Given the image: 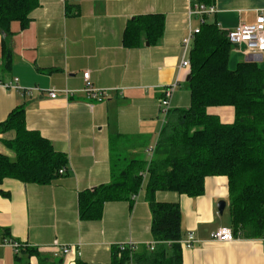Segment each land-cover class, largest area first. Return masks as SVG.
I'll return each instance as SVG.
<instances>
[{
	"label": "crops",
	"instance_id": "crops-1",
	"mask_svg": "<svg viewBox=\"0 0 264 264\" xmlns=\"http://www.w3.org/2000/svg\"><path fill=\"white\" fill-rule=\"evenodd\" d=\"M201 3L215 8L204 15V22L226 32L241 23H255L264 14V0ZM155 13L165 16L160 42L151 44L144 35L139 47H126L128 21ZM31 18L25 30L12 23L15 35L8 42L14 62L8 70L3 68L0 31V81L14 84L17 78L21 87L41 91L0 85V123L23 106L27 127L65 153L68 163L49 184L14 178L1 184L6 194L0 193V240L12 238L38 253L24 249L16 253L0 245V264H77L78 259L112 264L117 243L136 241L140 251L154 241L145 190L148 176L134 201L107 202L100 219L81 217L80 193L112 181V137H118L121 154L150 160L148 150L155 148L167 120L160 106L166 87L177 84L171 110L190 106L191 67H184L182 60L187 54L190 58L195 39L186 53L183 38L190 25H200V16L189 14V0H41ZM245 48L232 44L230 68L246 60L264 68V52L256 57L246 54ZM86 71L95 87L109 90L103 101L84 91ZM52 89L56 97H51ZM208 111L223 122L235 119L233 106H211ZM15 138L14 129L1 132L0 153L14 158ZM205 186L197 197L172 191L156 194L160 201L180 203L183 235L193 231L197 236L193 248L183 249L184 264H264V238L236 236L226 242L211 238L219 227H231L222 221L229 212L228 177L210 176ZM221 200L226 201L223 214L218 209ZM56 240L72 249L64 253L54 247Z\"/></svg>",
	"mask_w": 264,
	"mask_h": 264
},
{
	"label": "trees",
	"instance_id": "trees-1",
	"mask_svg": "<svg viewBox=\"0 0 264 264\" xmlns=\"http://www.w3.org/2000/svg\"><path fill=\"white\" fill-rule=\"evenodd\" d=\"M211 4L213 0H200ZM41 0H0V31L4 34L3 68L14 62L8 42L15 33L12 23L25 30L31 13ZM165 16L141 14L129 20L124 44L136 48L145 35L151 44L160 42ZM232 43L217 24L204 22L190 52L191 71L187 80L191 92L188 108L170 109L150 160L121 154L118 137L111 138L112 181L80 193V214L100 219L107 202L134 201L148 172L146 198L152 213L151 232L155 249L144 247L135 253L136 264H184L182 209L179 202L160 201L158 191H172L197 197L205 192L206 179L224 175L229 184L230 226L235 236L264 238V68L258 62H239L230 68ZM211 106H233L235 119L223 122L211 114ZM14 129L11 143L14 158L0 153V193L6 178L49 184L68 163L65 153L55 150L49 139L26 124V109L14 108L0 123V133ZM24 251L38 253L24 244ZM21 249V250H22ZM127 253L112 264H126ZM77 264L90 263L82 259Z\"/></svg>",
	"mask_w": 264,
	"mask_h": 264
},
{
	"label": "built area",
	"instance_id": "built-area-1",
	"mask_svg": "<svg viewBox=\"0 0 264 264\" xmlns=\"http://www.w3.org/2000/svg\"><path fill=\"white\" fill-rule=\"evenodd\" d=\"M215 11V8L213 6H207L203 3H201L199 0H189V14L199 15L200 16V25L204 23V15L211 14ZM199 26H189V29L183 38V48L186 51V53H189V50L191 49V45L193 40L195 39L196 35L200 32L201 27ZM227 37L230 40L232 44L235 45H245V53L246 54H252L256 57H259L264 52V14L260 13L257 21L255 23H241L238 25L237 28L233 30L227 31ZM182 65L184 67L190 68L191 67V61L189 58V55L187 54L186 57L182 60ZM84 79H85V87L84 91L89 94L90 96L103 101L106 99L109 95L108 89L103 88H97L94 86L93 82L90 78V72L86 71L84 72ZM15 83H4L0 81V85H3L4 87H11L16 88L20 90H25L27 92H36L41 91L39 87H28L23 88L20 85H18L17 81L18 79H15ZM177 84L174 83L168 87H166L164 91V95L161 99L160 106L162 113L167 116L170 109H171V99L174 95L175 89ZM68 92V90H67ZM51 97H56L57 93L55 89L50 90ZM155 148H150L148 152L150 153V159L153 156ZM60 174L65 172V168L60 169ZM144 181L146 180V177L148 176V172L145 171L143 174ZM140 193V192H139ZM138 194H135L133 196L134 199L138 197ZM211 238L217 241H233L236 236L234 235L233 229L228 226H221L215 231L211 233ZM181 244L185 249L193 248L196 243L198 242L197 236L193 231L188 232V234L183 237L180 240ZM157 242L153 241L150 243H147V247L150 250L155 249ZM0 245L10 246L13 248V250L16 253H19L21 249L23 248V244L17 240H14L12 238H4L0 240ZM54 247L57 249H61L64 253H68L72 247L64 245L62 246L58 240L54 242ZM116 248L118 250V257H122L123 253H127V259L126 264H136V258L135 253L138 249V243L133 240H128L125 242L117 243Z\"/></svg>",
	"mask_w": 264,
	"mask_h": 264
},
{
	"label": "rangeland",
	"instance_id": "rangeland-1",
	"mask_svg": "<svg viewBox=\"0 0 264 264\" xmlns=\"http://www.w3.org/2000/svg\"><path fill=\"white\" fill-rule=\"evenodd\" d=\"M222 219H223L222 221L224 224L230 225L231 219H230V214H229L228 210H227L226 214L224 216H222Z\"/></svg>",
	"mask_w": 264,
	"mask_h": 264
},
{
	"label": "water",
	"instance_id": "water-1",
	"mask_svg": "<svg viewBox=\"0 0 264 264\" xmlns=\"http://www.w3.org/2000/svg\"><path fill=\"white\" fill-rule=\"evenodd\" d=\"M225 207H226V201L221 200V201L218 203V209H219V211H220L221 214L224 213Z\"/></svg>",
	"mask_w": 264,
	"mask_h": 264
}]
</instances>
